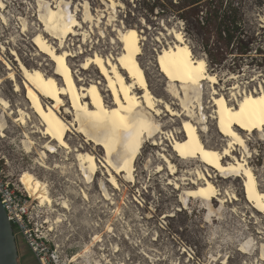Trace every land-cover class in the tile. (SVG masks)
<instances>
[{
    "label": "rangeland",
    "instance_id": "1",
    "mask_svg": "<svg viewBox=\"0 0 264 264\" xmlns=\"http://www.w3.org/2000/svg\"><path fill=\"white\" fill-rule=\"evenodd\" d=\"M154 1L114 0L115 10H109L107 5H101L98 0H0V120L3 125L0 163L5 175L24 195H27L23 189L25 179L37 177L46 186L53 206L49 207L46 203L40 205L39 201L30 197L34 221L41 224L43 234L58 247L63 259L72 260L73 255H82L81 259L72 262L74 264H264V216L254 215L245 202L242 179L228 182L219 176L214 178L222 196H225L224 193L237 196L238 201L225 206L217 201L204 205L183 198V187L192 188L183 186L189 183L183 179L195 178V166H183V162L169 153V156L174 157L172 161L177 169L175 175L169 176L166 166L161 160L156 162V153L146 143L135 162V183H126L118 177L120 187L117 191L106 183L107 175L101 169V164H98L101 170L89 185L75 163L74 153L68 155L65 151H58L57 155L48 154L40 149L39 135H25L24 131L30 132L38 119L36 118L35 123L31 111H25L29 106L25 100L18 66L11 52L16 53L29 69L38 68L44 74L50 72L47 58L39 56L31 40L42 31L37 19L39 10L44 12L46 8L57 4L68 15L71 12L77 14L78 20L84 22L83 29L88 33L85 41L82 37L76 38V41L75 38H70L72 41H68L66 45L77 56L68 59L76 81L78 78L92 76L93 69L83 72L79 70L84 55L97 52L105 57L115 56L121 49V45H117L115 49L116 45L113 44L116 39L115 31L133 28L142 38L139 63L156 99L177 104L168 95L167 91L170 89L159 74L155 59L164 47L173 45L171 34L178 31L182 32L193 56L202 57L207 63L209 74L218 79L215 86L203 83L200 88L204 109L210 102L212 88L227 98L231 105L236 104L244 94L257 90L264 92V66H258L260 60L255 53L243 59L239 71L234 69L235 52L221 66H214L201 48L197 29L191 25L184 26L168 13H160L157 7L154 8ZM230 1L241 9L247 41L254 51L264 43V0ZM84 4L88 5L89 13L97 20L96 23H85ZM152 8L153 14L150 13ZM23 24L27 26L26 32L22 31ZM57 45L58 42L53 41V46ZM223 58L225 59L224 55ZM7 65H10L11 71L7 69ZM12 71L21 87L20 93H14V83L8 80V74ZM95 76L97 77L96 73ZM100 83V90H104V83ZM232 87L234 91H231ZM105 101L111 103V98L107 97ZM186 105L196 114L201 113L192 97ZM172 108L180 110L173 105ZM204 111L205 115H209V110ZM28 115L33 118L29 119ZM61 116L66 122L72 120L71 116ZM162 123L171 124L164 127L166 134L175 133V129L181 132L177 119L167 116ZM214 125L213 121H209L208 131H200V137L205 145L219 149L224 146V139L217 133ZM198 127L203 128L202 125ZM69 134L72 150L85 145V138L76 136L75 133ZM259 134L248 136L246 141L251 158L249 165L258 181V187L264 191V133ZM92 144L85 145L86 151L94 155L97 163H101L104 151L96 149ZM169 144L170 142L166 143V149L170 151ZM239 149L237 147L238 152L234 153L238 158L241 156ZM43 160L46 168L39 166ZM115 162L119 164V154L115 155ZM159 164L164 171L157 173L155 169ZM176 184L179 189H175ZM104 191L107 197L104 196ZM63 203L66 204L64 208ZM20 244V264H37L21 239Z\"/></svg>",
    "mask_w": 264,
    "mask_h": 264
},
{
    "label": "bare ground",
    "instance_id": "2",
    "mask_svg": "<svg viewBox=\"0 0 264 264\" xmlns=\"http://www.w3.org/2000/svg\"><path fill=\"white\" fill-rule=\"evenodd\" d=\"M98 1L101 5H107L109 10H115L114 0ZM77 16L73 12L68 15L60 4L46 8L44 12L39 10L37 19L42 31L32 37L31 44L39 56L47 58L51 69L49 73L44 74L38 68L29 69L16 53L11 52L18 66L25 100L29 106L25 105L28 108L25 111H31L35 118L28 116L29 119H35V123L36 118L38 119L30 132L24 131L25 135H39L40 149L48 154L57 155L58 151L74 153L75 163L80 172H83L88 184L101 169L105 170L106 183L117 191L120 187L118 177L126 183H135V162L142 154L144 145L148 143L151 151L156 153V162L160 160L163 162L169 176L177 172L173 163L174 157L183 162V166L184 164L195 166V178L183 179L189 182L183 186H192L181 188L183 198L204 205H210V201H217L221 206H225L232 201H238L237 196H228L226 193L222 196L214 178L219 176L228 182L242 179L245 202L254 215L264 216V191L258 187V181L249 165L251 158L246 141L247 137L254 133H264V92L257 90L244 94L236 104L231 105L227 98L212 88L210 102L205 108L209 110V115H205L200 88L203 87V83L215 86L218 79L209 74L207 63L202 57L193 56L182 32L178 31L171 34L173 45L164 47L155 59L158 72L170 89L167 91L168 95L177 101V104L156 99L150 91L146 73L139 63V57L142 55V38L133 28L118 32L114 30L115 49L117 45H121L120 52L115 56L105 57L97 52L84 55L79 70L83 72L93 69L92 76L78 78L76 81L68 65V59L77 56L68 50L66 45L68 41H72L70 38H75V41L79 37H82L83 41L87 38V32L83 29L84 22H80ZM83 19L85 23L97 22L89 13L87 4L83 6ZM22 31H27L25 24L22 25ZM53 41L58 42L57 47L53 46ZM6 67L11 71L10 65ZM8 80L14 83V93H20L21 87L13 71L8 74ZM100 81L104 83V90H101L105 98L100 90L102 85ZM231 91H234V87ZM106 94L111 98V103L105 101ZM190 97L201 113L196 114L192 108L187 107L186 102ZM172 105L180 110H175ZM63 114L65 118L71 116L72 120L66 122L64 117L61 118ZM167 116L178 120L181 132L175 129V133L167 131V134L165 133L164 127L171 126L162 123ZM209 121L214 122L215 130L224 139L222 148L205 145L201 140L200 134L208 131ZM199 125L203 128L200 129ZM2 130L0 120V137H3ZM68 133L85 138L83 141L86 146L93 143L96 149L103 150L105 156L101 158V163H97L94 155L86 151L85 145L72 150ZM167 142H170V151L166 149ZM237 147H240V158L234 155L238 152ZM169 153L174 157L169 156ZM117 154L120 158L119 164L115 162ZM98 164H101V169ZM45 165L44 160L39 164L43 168H46ZM155 170L157 173L164 171L160 164ZM177 188L176 184L175 189ZM23 189L29 197L39 201L40 205L46 203L49 207L53 206L46 186L37 177L25 179ZM104 196L107 197L105 191ZM262 257L264 258V253ZM81 258V254H75L71 261L75 262Z\"/></svg>",
    "mask_w": 264,
    "mask_h": 264
},
{
    "label": "trees",
    "instance_id": "3",
    "mask_svg": "<svg viewBox=\"0 0 264 264\" xmlns=\"http://www.w3.org/2000/svg\"><path fill=\"white\" fill-rule=\"evenodd\" d=\"M155 7L162 14L176 17L184 26L195 27L201 48L214 66H221L233 52L236 54L234 69L237 71L243 59L253 53L260 60L258 66H264V43L253 51L251 43L247 41L241 9L230 0H155ZM153 12L152 8L150 13Z\"/></svg>",
    "mask_w": 264,
    "mask_h": 264
},
{
    "label": "built area",
    "instance_id": "4",
    "mask_svg": "<svg viewBox=\"0 0 264 264\" xmlns=\"http://www.w3.org/2000/svg\"><path fill=\"white\" fill-rule=\"evenodd\" d=\"M0 203L16 235L24 242L38 264H74L62 258L58 247L43 234L42 226L34 221L32 201L5 175L0 163ZM45 224V223H44Z\"/></svg>",
    "mask_w": 264,
    "mask_h": 264
},
{
    "label": "water",
    "instance_id": "5",
    "mask_svg": "<svg viewBox=\"0 0 264 264\" xmlns=\"http://www.w3.org/2000/svg\"><path fill=\"white\" fill-rule=\"evenodd\" d=\"M20 245V238L0 203V264H20Z\"/></svg>",
    "mask_w": 264,
    "mask_h": 264
}]
</instances>
